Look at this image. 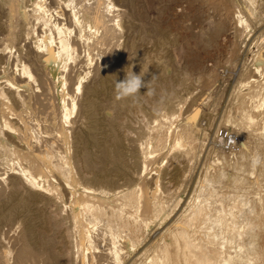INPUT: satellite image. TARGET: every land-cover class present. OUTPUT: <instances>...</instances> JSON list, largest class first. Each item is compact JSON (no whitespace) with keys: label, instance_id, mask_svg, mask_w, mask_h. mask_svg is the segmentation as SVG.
I'll use <instances>...</instances> for the list:
<instances>
[{"label":"bare ground","instance_id":"bare-ground-1","mask_svg":"<svg viewBox=\"0 0 264 264\" xmlns=\"http://www.w3.org/2000/svg\"><path fill=\"white\" fill-rule=\"evenodd\" d=\"M185 1L198 32L143 16L135 39L140 0H0V264H264V0ZM225 38L226 98L205 63ZM176 40L210 127L189 84L170 106L149 86ZM131 71L139 130L115 94Z\"/></svg>","mask_w":264,"mask_h":264},{"label":"rangeland","instance_id":"rangeland-1","mask_svg":"<svg viewBox=\"0 0 264 264\" xmlns=\"http://www.w3.org/2000/svg\"><path fill=\"white\" fill-rule=\"evenodd\" d=\"M164 0H155V4H156V6H154V5H150L149 3H151V2H148V4H146V6L148 7H146L145 6V2L144 1H142V0H140V3H139V5L141 4V2H144V3H142L143 4V6H141L140 5V7H141V16L140 17H138V18H135L137 21H134V22H138V20H139V22L137 23V24H135V26H134V28H135V33L137 34V35H135V39L137 38H139V36H140V34L142 33V31H141V28H142V30H144V28H146V27H148L149 25L150 26H153V23L155 24L156 23V20H157V23L158 24H160V22H161V20H162V22H161V24H169L170 25V23L171 24H174V23H176L177 21H178V19L180 18H184L186 21V23L188 24V28H190L189 30H191L192 28L190 27V25H192V27H193V25H195L196 26V24H198L196 27L194 26V28L192 29V31L191 32H198L200 29H201V27H203V26H201L200 25V23L201 24H203L204 25V23H203V20L200 22V21H198V17H195V16H192V17H190V15H187V16H185L187 13L189 14L190 12V7L188 6V4L186 3V1L184 0H177V1H173V0H165L164 2H163ZM171 2V3H170ZM178 2V3H177ZM160 3V4H159ZM170 3V4H169ZM152 4V3H151ZM162 4V5H161ZM168 5H169V7H168ZM150 6H152V7H150ZM157 6H158V9H157ZM174 6V7H173ZM165 7V8H164ZM142 8H143V10H142ZM146 8V9H145ZM150 8V9H149ZM162 8V9H161ZM168 8V9H167ZM147 9L149 10L148 11V13L147 12H144V11H147ZM152 9V10H151ZM169 9H170V11H169ZM164 10V11H163ZM175 10V11H174ZM177 10V11H176ZM187 11V12H186ZM174 14H173V13ZM148 14V16L146 15V14ZM159 13V14H158ZM166 13V14H165ZM145 14V15H144ZM150 14V15H149ZM159 16H158V15ZM170 14V15H169ZM185 14V15H184ZM183 15V16H182ZM144 16V20H148L149 21V25H148V23H146L147 21H143V20H141L142 19V17ZM145 16H146V19H145ZM135 17H137V16H135ZM154 17V18H153ZM190 18H192V19H190ZM150 19V20H149ZM160 19V20H159ZM168 19V20H167ZM179 19V20H180ZM188 19H190L189 21H188ZM194 19V20H193ZM197 19V21H195ZM141 20V21H140ZM192 20V21H191ZM199 20H201V19H199ZM160 21V22H159ZM168 21V22H167ZM170 21V22H169ZM193 21H195V22H193ZM173 22V23H172ZM145 23V24H144ZM156 23V24H157ZM193 23H196V24H193ZM144 26V25H147V26H144V27H142V25ZM187 24H186V26H187ZM199 25L201 26V27H199ZM149 26V27H150ZM139 28V30H137ZM149 29H152V27L151 28H146V30H147V32H149V33H151V32H153L154 30L152 29V31L151 30H149ZM145 30V31H146ZM149 30V31H148ZM139 31V32H138ZM157 34H158V31H157ZM201 36V35H200ZM202 37V36H201ZM224 38V37H223ZM190 40V36H189V39L187 38V41H188V43H190V42H192V41H189ZM191 40H192V37H191ZM228 39H226L225 38V40L223 39L222 40V46L221 47H219V49H215V50H211V55L209 56H207V58H205V63H206V66H207V68H209V67H216V69H217V71L219 72V75H218V77H217V79H216V81H215V89H214V91H216V90H223V88L225 89V98L227 97V95L229 94V92H230V90H231V87H232V85H233V83H234V78H235V74H236V70H237V67H238V64H237V66H234L233 67V65L232 64H230V63H228V64H230V65H228V66H225L227 63H225V65H222L223 64V62H225V57H224V49H223V46L224 45H227L228 44V41H227ZM153 41L154 40H152L151 42H152V44H153ZM179 41V42H178ZM176 40V42H173V46H171V48L169 47L167 50H165L166 51V54L168 53V56H169V59H168V56H166V55H164V53L165 52H162L161 53V55L163 54L165 57H167V59L164 57V56H161L162 58H160V60H157L159 57H156V59H155V57H154V59L152 58V60L151 59H147V60H149V71H150V67H151V69H152V71H150V72H153L152 74V78L153 79H149V82H151V84H149V86H154V87H156V86H161V87H156V94L157 95H155V98H156V100H158L157 102H158V106H159V104H160V106L162 105V103L164 104L165 102V104L164 105H162V106H170L171 105V103H173L174 101V99H175V102H174V104L176 103V99H183V98H185L186 97V92H188L189 90L187 89V88H185V86L187 87L188 86V84H189V86H188V88L190 89V96L191 95H193V97H191L190 98V102L189 101H187V103H186V105L184 106V110H187L188 108H189V106H191V104H192V99H193V102H194V100H196V104L198 105V106H200V108L202 109V110H204L205 111V113H207V115L205 116V115H203L202 116V118H201V120H202V122L204 123V125H207V127H210V126H208V125H211V122H212V119H213V117H214V115H215V117H218V114H216V112L215 111H213V110H210L209 109V107H207L206 105H205V103H203L202 101H205V98H206V96L208 95V91L207 90H205L204 89V87H202V84L200 83V84H198V81L199 80H202V78L200 79V78H196L194 75H193V78H191V77H189V78H191L192 79V81H194V84H193V82L188 78V76L186 75V74H184L183 73V71H184V67H182V66H184L185 65V60H184V55H183V52H181L179 49H178V47H179V45L181 44V40ZM186 41V42H187ZM225 41V42H224ZM248 41V40H247ZM227 42V43H226ZM144 45H145V42H142ZM178 43V44H177ZM226 43V44H225ZM241 43V45L243 46L242 47V52H241V54H243L244 55V53H243V51H244V43H243V41H241L240 42ZM224 44V45H223ZM151 45V43H149L148 44V46H150ZM178 45V46H177ZM145 46H147V45H145ZM147 46V47H148ZM146 47V48H147ZM176 50H175V49ZM224 48H225V46H224ZM254 48H256V47H254ZM145 49V48H144ZM170 49V50H169ZM222 49V50H221ZM179 50V51H178ZM222 52H220V51ZM145 52H146V49L144 50ZM168 51V52H167ZM173 53H172V52ZM176 51H178V52H176ZM219 51V52H218ZM171 53V54H170ZM214 53V54H213ZM173 54V55H172ZM175 54H177V56L175 55ZM183 56H182V55ZM212 54H213V56H212ZM218 56H217V55ZM250 54V55H249ZM180 55V56H179ZM216 55V56H215ZM183 58H182V57ZM242 55H240V57H241ZM248 56L249 57H251L252 56V54L249 52L248 53ZM126 57V58H125ZM123 59H121V62H122V60H124L122 63H123V65H122V63H121V66L122 67H129L130 66V64H132L131 62L132 61H135V60H132L133 58H129L127 55L125 56ZM163 57H164V59H166L167 61H164L165 63L166 62H169L168 64L166 63V67H165V63H163V62H161V59H162V61L164 60L163 59ZM170 57L172 58L171 60H170ZM179 59L178 61H176L177 60V58ZM238 58V60H237V62H239L240 61V59L241 58ZM150 58V57H149ZM183 60H182V59ZM218 58V59H217ZM128 59H129V61H128ZM131 59V60H130ZM181 59V60H180ZM156 60V61H155ZM173 60H174V64H171V63H173ZM208 60V61H207ZM217 62H216V61ZM152 61V62H151ZM207 61V62H206ZM215 61V62H214ZM127 64H126V63ZM181 62V63H180ZM153 65H155V66H153ZM155 63V64H154ZM158 63V64H157ZM160 63V64H159ZM128 64H129V66H128ZM184 64V65H183ZM209 66H208V65ZM213 64H216L217 66H214ZM127 65V66H126ZM136 63H134L133 62V66L134 67H132V65L130 66V67H132V68H134V69H136ZM159 65V66H158ZM174 67H173V66ZM178 67H177V66ZM156 66L158 67V72L160 71L159 69H161V68H163V67H165V68H163V69H161V72H162V74H161V72H157L156 70H155V68H156ZM161 66V67H160ZM160 67V68H159ZM219 67V68H218ZM236 67V68H235ZM178 68V69H177ZM120 69H121V67H120ZM138 69V68H137ZM157 69V68H156ZM173 69H177V73H176V70H173ZM182 69V70H181ZM228 69V70H227ZM233 69H235V72L233 71ZM229 70H231V71H229ZM164 71H165V73H164ZM181 71V72H180ZM157 74L158 76H160V78L161 79H159V77L157 76V75H155V74ZM168 73V74H167ZM171 73V74H170ZM181 73V74H180ZM184 75H183V74ZM235 73V74H234ZM164 74V75H163ZM142 75V74H141ZM156 77H155V76ZM166 75V76H165ZM182 75V76H181ZM225 75H230V77L228 78V81H226L225 80ZM143 76V75H142ZM169 76H171L170 78L172 79H169ZM175 76H176V78H175ZM191 76V75H190ZM155 77V78H154ZM165 77V78H164ZM183 77H184V79H183ZM196 79H195V78ZM234 77V78H233ZM175 80H174V79ZM185 78H187V79H185ZM198 79V80H197ZM151 80V81H150ZM158 80V81H157ZM167 80V81H166ZM185 80V81H184ZM190 80V81H189ZM155 82H156V84H155ZM164 82H165V84H164ZM182 82H185V84H184V86H182L183 84H182ZM190 82H192V84H190ZM155 84V85H154ZM159 84V85H158ZM164 84V85H163ZM171 84H173V85H171ZM179 84H181L180 86H179ZM196 84H198L199 86H201L202 88H200L199 86H197ZM192 85V86H191ZM194 85H196V86H194ZM149 86H148V90H149ZM182 86V87H181ZM163 87V88H162ZM184 87V88H183ZM194 89H192V88ZM196 87V88H195ZM177 88H179V90L177 89ZM182 88V89H181ZM200 88V89H199ZM221 88V89H220ZM181 89V90H180ZM142 89H140L139 91L141 92L140 93V95H139V97L141 96V95H144V94H147L148 93V91H141ZM184 90H186V91H183ZM188 90V91H187ZM198 90V92H196ZM200 90V91H199ZM203 90V92H201ZM158 91V92H157ZM161 91V92H160ZM165 91V92H164ZM143 92H144V94H143ZM178 92V93H177ZM195 92V93H194ZM175 93V94H174ZM185 93V94H184ZM201 93V94H200ZM161 94V95H160ZM170 94H172L173 96H175V97H173L172 95H170ZM195 94V95H194ZM199 94H200V98H199ZM178 95V96H177ZM202 95V96H201ZM138 96V94L136 95V97L135 96H133V97H127L126 98V101H125V104H123V111L127 114L126 115V117L128 118V120L127 121H129L130 122V124H129V122H127L130 126H131V129L133 130H135V128H136V130H139L141 127H139L140 125H142V128H144V125H143V123L142 122H140L138 119H136V118H138L137 116H136V105H137V102L139 103V97H137ZM160 96H162V97H160ZM166 97V98H165ZM169 97V98H168ZM171 97V98H170ZM195 97H196V99H195ZM198 97V98H197ZM134 98V99H133ZM154 98V99H155ZM158 98H160V99H158ZM162 98V99H161ZM164 98V99H163ZM122 99H124V98H122ZM129 99H130V101H129ZM141 99V98H140ZM128 100V101H127ZM131 100H133V101H131ZM138 100V101H137ZM137 101V102H136ZM162 101H165V102H162ZM127 102V103H126ZM129 102V103H128ZM133 102V103H132ZM112 103H114V101L113 102H111L110 101V103L108 104V105H111ZM134 104H136V105H134ZM124 105H125V107H124ZM130 105V106H129ZM139 105V104H138ZM188 105V106H187ZM135 106V107H134ZM139 106H142V104H140ZM132 107V108H131ZM186 107V108H185ZM135 108V109H134ZM132 111L131 113H133V114H131L130 113V111ZM210 110V111H209ZM135 113H134V112ZM135 114V116H132V115H134ZM214 114V115H213ZM128 115H129V117H128ZM136 117V118H135ZM133 119V120H130V119ZM135 120V121H134ZM132 121H134V122H132ZM135 122H138L137 124L135 123ZM129 126V127H130ZM136 126V127H135ZM228 126V127H227ZM137 127H139L138 129H137ZM230 126L229 125H223V127H222V129H221V132H220V134L223 136V142L221 143V145H219L218 144V146L219 147H224V148H226L227 147V149H228V147L229 146H226L225 145V139H227L228 137H230L231 135H232V129H230L229 128ZM228 130V131H227ZM225 131V132H224ZM135 132V131H134ZM222 132H223V134H222ZM135 134H137L136 132H135ZM229 139V141H231V139L230 138H228ZM180 159H182V158H180ZM183 162V163H182ZM176 163V164H175ZM174 164L176 165V167L177 168H180V170L182 169H184L183 167H185L184 166V164L187 166V162L186 161H180V163L179 162H175ZM173 164V165H174ZM178 164V165H177ZM183 164V165H182ZM172 166V165H171ZM170 166V167H171ZM187 167H185V169H186ZM173 170V171H172ZM176 171V169H174V168H172L169 172H170V174H172V173H174ZM195 174V173H194ZM191 176H194V175H189L187 178L189 179ZM188 179H186V180H188ZM173 181H177L176 179L175 180H173ZM184 183H187V181H185ZM184 185H186V184H183V186L181 187L182 189H185V187L186 186H184ZM181 189V190H182ZM4 228H8L7 226H5Z\"/></svg>","mask_w":264,"mask_h":264},{"label":"clouds","instance_id":"clouds-1","mask_svg":"<svg viewBox=\"0 0 264 264\" xmlns=\"http://www.w3.org/2000/svg\"><path fill=\"white\" fill-rule=\"evenodd\" d=\"M142 75H136L132 71L127 72L126 78L123 81L115 82V94L118 99L133 97L140 93L142 87H147L142 80ZM149 95H151V90H148ZM259 163V159L255 161Z\"/></svg>","mask_w":264,"mask_h":264}]
</instances>
